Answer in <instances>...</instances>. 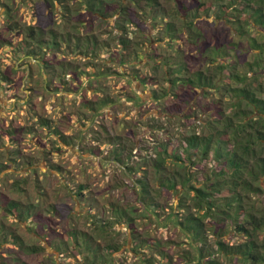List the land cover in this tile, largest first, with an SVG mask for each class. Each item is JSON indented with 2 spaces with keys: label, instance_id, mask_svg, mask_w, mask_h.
Returning a JSON list of instances; mask_svg holds the SVG:
<instances>
[{
  "label": "trees",
  "instance_id": "16d2710c",
  "mask_svg": "<svg viewBox=\"0 0 264 264\" xmlns=\"http://www.w3.org/2000/svg\"><path fill=\"white\" fill-rule=\"evenodd\" d=\"M65 1L46 0L45 4L62 17L64 25L69 24L72 11L86 14L87 19H76L73 29L91 28L96 19L102 22L117 14L116 48L110 49L106 41L100 43L94 31L58 34L51 29L48 36L43 25L25 27L19 34V41L24 42L21 48H14L11 41L1 45L23 51L22 57L39 66L44 89L52 88L54 93L74 88L56 74L58 67L73 71V66L64 61L56 65L50 59L49 52L62 47L88 58L84 69L71 77L78 93L88 87L80 83L82 76L89 82L120 76L137 85L135 96L128 97L136 107L143 108L149 101L165 104L159 116L149 118L177 117L186 129L167 130L144 119L148 127L144 137L138 139L133 132L127 135L136 137L135 147L145 151L134 163L129 164L134 147L123 143L122 135L109 136L110 144L115 143L110 155L131 179L137 204L158 222L162 220L161 226L169 222L186 236L189 248L183 249L180 264H264V201L258 206L250 199L253 193L264 198V0ZM129 26L137 28L138 39L130 34ZM95 58L102 61L94 63ZM110 62L117 68L110 69ZM149 65L150 77L138 69ZM149 85L151 94L142 100L139 88L148 90ZM168 100L174 101L167 105ZM92 102L90 121L94 123L95 117L107 111H101L103 107L117 101L102 94L100 101ZM51 132L57 143H70L60 128L52 127ZM82 139L78 138L79 145ZM88 151L98 154L95 149ZM4 170L0 163V174ZM16 185L20 188L18 181ZM110 204L109 219L100 220L103 231L125 224L130 228L132 250L142 264H176L167 249L177 244L169 239L164 244L147 240V249L138 251L142 242L137 243L139 234L130 208ZM47 210L44 215L37 205L16 200L3 206L0 264H27L20 253L44 250L42 245L26 243L23 234L53 231L60 212L56 205ZM7 219L19 225L20 231L7 225ZM50 242L59 251L64 246L85 250L91 263L108 258L100 255V246L94 247L88 234L77 229H65L58 242Z\"/></svg>",
  "mask_w": 264,
  "mask_h": 264
},
{
  "label": "rangeland",
  "instance_id": "374dc122",
  "mask_svg": "<svg viewBox=\"0 0 264 264\" xmlns=\"http://www.w3.org/2000/svg\"><path fill=\"white\" fill-rule=\"evenodd\" d=\"M45 2L46 0H0V163L5 166L4 173L0 174V217L3 216V206L11 200L27 205L35 204L44 215H48L49 205L57 206L60 217L52 225L53 231L49 228L47 232L42 230L41 234L24 232L26 243L44 247V250L37 254L20 253L27 264H142L140 258L137 259L136 252L132 250L133 243L127 225L116 224L110 232L99 227L103 216L109 219L110 203L113 202L130 208L129 211L135 219L134 226L139 234L137 243L142 242L135 247L138 251L147 249V240L164 244V241L169 239L177 245H171L167 250L173 254L175 263L180 264L183 249L189 248L186 236L169 222V226H161L162 220L158 222L137 204L131 179L110 155L115 144H110V135H122L123 143L134 147L129 164L144 155L145 151L135 147L133 142L136 137H144L148 131L144 121L151 117V114L159 116V112L164 111L165 104L149 101V105L143 108L136 107L128 97L135 96L134 88H137V85L123 80L120 76L103 77L92 82L82 76L80 83L88 87L78 93L77 84L71 77L74 72L79 71L78 69H84L88 58L83 59L80 51L68 52L61 50L62 47L57 52H49L50 59H54L56 65L59 61H64L73 66V71L60 70L58 67L56 74L62 75L66 79L63 80L64 83L69 81L74 88H61L55 93L51 91L52 88L44 89L39 66L34 61L22 57L23 51L14 52L16 50L13 47L2 46V41H11L14 48H21L24 42L19 41V34L25 27L43 25L48 36L51 29L58 34L71 31L87 35L94 31L99 36L100 43L106 41L110 43L109 48L114 50L117 33V14L102 22L96 19L91 28L73 29L76 19L81 17L85 20L86 14L78 16L72 11L67 18L69 24L64 25L62 17L53 9H48ZM72 2L73 0L65 1ZM129 30L130 34L138 39L137 28L129 26ZM100 58L104 59L101 56ZM101 59L95 58L97 61L94 63H100ZM107 66L110 69L117 68L114 62ZM138 69L149 77L153 75L150 65L139 66ZM64 71L70 73L63 75ZM161 82L164 84L162 79ZM144 87L139 88V97L142 100L150 96L152 89L150 85L148 90H144ZM102 94L113 97L117 102L107 108L103 107L101 111H107L104 115L95 117L98 120L93 123L90 121L93 115V111L89 109L90 103L100 101ZM197 100L203 101L202 98ZM173 101L168 100L167 105ZM149 119L152 123L165 126L167 130L186 129L185 123L177 117L170 120L161 117ZM52 127L60 128L70 143H57L51 134ZM131 132L137 135L135 139L127 138ZM79 136L83 137L80 146ZM122 140L120 139V142ZM91 149L98 151L97 156L88 151ZM79 193L83 195L80 197ZM250 199L258 206L264 201L262 195L254 193ZM6 223L20 231V226L11 223L9 219ZM65 229H77L88 234L93 246H100V255H108V258L100 257L98 262L91 263L85 250L79 251L73 246H64L61 252L57 250L50 241L58 242ZM109 253L114 256L111 262Z\"/></svg>",
  "mask_w": 264,
  "mask_h": 264
},
{
  "label": "flooded vegetation",
  "instance_id": "af4514ba",
  "mask_svg": "<svg viewBox=\"0 0 264 264\" xmlns=\"http://www.w3.org/2000/svg\"><path fill=\"white\" fill-rule=\"evenodd\" d=\"M79 137H80V136H79ZM79 137H78V138H79ZM78 145H79V143H78ZM79 146H80V145H79ZM79 146H78V148H79Z\"/></svg>",
  "mask_w": 264,
  "mask_h": 264
}]
</instances>
